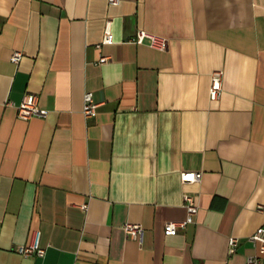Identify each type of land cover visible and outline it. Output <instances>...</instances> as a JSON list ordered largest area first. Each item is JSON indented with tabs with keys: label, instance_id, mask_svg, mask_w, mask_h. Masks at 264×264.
<instances>
[{
	"label": "crops",
	"instance_id": "1",
	"mask_svg": "<svg viewBox=\"0 0 264 264\" xmlns=\"http://www.w3.org/2000/svg\"><path fill=\"white\" fill-rule=\"evenodd\" d=\"M139 29L167 47L135 42ZM26 92L45 117L18 116ZM185 193L198 212L166 234L187 217ZM258 227L264 0H0V264H264ZM36 230L45 254L24 257Z\"/></svg>",
	"mask_w": 264,
	"mask_h": 264
},
{
	"label": "built area",
	"instance_id": "2",
	"mask_svg": "<svg viewBox=\"0 0 264 264\" xmlns=\"http://www.w3.org/2000/svg\"><path fill=\"white\" fill-rule=\"evenodd\" d=\"M111 3H117L118 0H109ZM145 40L155 48L165 49L167 47V39L165 37L150 33L143 29H139L136 32L134 41L142 43ZM104 43H112L113 37L111 34L110 20L105 24L104 29ZM22 57L21 51H14L12 55V61L18 62ZM108 60L107 56H101L99 62H105ZM222 91V71L215 70L211 73V84H210V96L211 98H217ZM98 103L94 99L92 91L87 90L83 97V108L82 112L86 118L93 117L97 113ZM18 116L27 119L32 116L45 117L47 110L40 107L38 104V96L35 93L26 92L20 101L16 105ZM201 177V173L198 171H187L183 172L181 178L183 181H198ZM185 206L187 209V217L184 220L178 221H167L164 226L166 234H173L179 228L184 227L188 222L193 220L194 215L198 212V204L194 195L185 193ZM126 234L130 238L140 239L143 233V227L139 223L126 222L124 224ZM249 239L254 243H258L260 249L264 251V227H258L250 236ZM239 243L237 237L231 236L229 238V251L234 252ZM17 251L24 257L31 255L43 256L45 254V247L40 242V231L36 230L32 234V238L29 244L19 245L16 247ZM247 264H263V258L255 255H250L247 259Z\"/></svg>",
	"mask_w": 264,
	"mask_h": 264
}]
</instances>
